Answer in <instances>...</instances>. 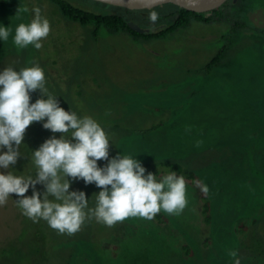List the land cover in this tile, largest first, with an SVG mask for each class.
I'll return each instance as SVG.
<instances>
[{
	"label": "rangeland",
	"instance_id": "rangeland-1",
	"mask_svg": "<svg viewBox=\"0 0 264 264\" xmlns=\"http://www.w3.org/2000/svg\"><path fill=\"white\" fill-rule=\"evenodd\" d=\"M1 1L6 7H0V27H9L10 35L0 39V71L38 63L59 105L92 117L105 130L109 159L118 153L133 156L145 175L150 162L180 164L202 179L210 199L208 223L200 188L188 182L186 208L180 215L161 211L163 222L129 217L109 227L92 218L67 235L41 219L48 240L40 264H233L230 250L238 252L241 264H264V0H248L236 14L247 26L229 30L233 39L225 58L209 71L203 65L225 42L226 24L193 20L149 39L103 28L94 38L93 26L63 16L50 0ZM70 1L94 12H118L91 0ZM35 7L48 19L50 33L41 49H18L15 28L31 21ZM35 127L42 135L52 133L43 121ZM106 164L98 161L100 167ZM79 180L69 191H83L88 208H94L101 189ZM35 187L43 198L44 186ZM24 224L29 232L31 221L11 194L0 206V252L7 244L25 249ZM184 243L193 256L182 251Z\"/></svg>",
	"mask_w": 264,
	"mask_h": 264
},
{
	"label": "clouds",
	"instance_id": "clouds-1",
	"mask_svg": "<svg viewBox=\"0 0 264 264\" xmlns=\"http://www.w3.org/2000/svg\"><path fill=\"white\" fill-rule=\"evenodd\" d=\"M32 11L31 21L15 28L13 43L18 49L33 45L39 50L50 33V23L41 15V9L35 7ZM158 18L156 11L148 15L153 25ZM9 35V27H0V39L7 41ZM29 63L31 66L19 71L11 66L0 71V169L8 170L0 171V206L15 194L23 215L33 222L43 219L52 229L67 235L78 232L85 219L95 218L112 227L129 217L152 220L161 211L170 215L183 212L188 204L183 175L168 170L158 179L151 172L145 175V167L133 156L118 153L109 159L110 140L101 125L90 116L80 117L61 107L57 96L45 87L44 70L38 63ZM36 90L42 95L32 103L30 93ZM41 121L45 129L62 135L46 139L32 152L34 177L13 174L9 169L21 156L26 129ZM100 160L107 164L98 166ZM69 177L82 179L85 184L95 183L101 189L94 208H88L83 191H69ZM38 183L45 188L43 198L35 190ZM193 183L207 194L208 188L201 181L193 179ZM29 187L33 188L30 196L26 194ZM228 255L233 264H241L236 250Z\"/></svg>",
	"mask_w": 264,
	"mask_h": 264
},
{
	"label": "trees",
	"instance_id": "trees-1",
	"mask_svg": "<svg viewBox=\"0 0 264 264\" xmlns=\"http://www.w3.org/2000/svg\"><path fill=\"white\" fill-rule=\"evenodd\" d=\"M54 3L61 14L68 19L78 22L82 25H91L93 29L91 30V35L94 38H97L99 35L100 29L103 27L108 30V32H126L132 38H145L149 39L153 38H162L166 33H169L179 27H184L188 25L193 20L198 22H222L221 24L227 25L230 27L227 31V34H223L222 38L225 40L221 47L215 52V54L203 65V68L206 71L211 70L214 67L219 66L222 64L225 54L227 53L228 47L232 43L233 37L228 35L229 30L234 33L238 27L247 26L245 22L240 21L236 16V14H240L242 10H244L248 6V0H227L222 5L217 8H214L209 11L205 12H194L192 10H187L185 8L179 7L172 3H164L153 8H145L139 10H131L124 7L113 6L109 4H105L99 1L91 0L96 4L110 6L116 8L118 10L117 13H101V12H94L80 6L75 5L70 0H50ZM6 4L0 0V7H4ZM6 7V6H5ZM4 7V8H5ZM159 10L162 14L159 15L157 21L165 22L158 30L153 31L150 29L147 32L139 33L135 30H132L128 25L127 22L129 20H133L138 25H147L149 22L148 15L151 11ZM235 14L233 15V13ZM231 21H230V20ZM159 24V23H157ZM153 25V24H152ZM55 61V60H53ZM31 100L30 102L34 103L36 99L40 98V93L33 96V92L30 93ZM42 122V121H41ZM37 124V122H35ZM36 124H31L25 132L23 143L20 146V153L21 156L17 159V162L13 165L11 172L15 175H23L25 177L31 175L34 177L35 175V166L32 162L31 156L32 152L39 148L41 142L39 141L40 138H44V140L54 136L53 133H46L42 135L37 131ZM169 168V170L177 171L180 175H183L187 182L190 184L193 183V179L199 180L203 183L202 179L196 175L194 172L190 171L189 169H184L180 164H168V163H157V162H150L147 164V173L151 172L153 174L162 173L165 169ZM172 167V168H171ZM160 168V170H159ZM159 171V172H158ZM70 183L75 182L72 180L71 177L68 178ZM77 181H80L79 179ZM204 184V183H203ZM32 189V187H29ZM40 192V188H36ZM28 195V194H27ZM16 196V195H15ZM200 198L202 201V208L201 214L203 216V220L208 223L210 222V199L207 194H204L200 190ZM16 199L18 197L16 196ZM30 219V218H29ZM155 219L159 222L165 221V217L163 216L162 212L158 213L155 216ZM31 224L29 225L28 229L27 226H24V229L20 236H27V240H22V245L24 244L25 249H19L17 246H5L1 250L2 261L0 264H20L22 261L26 260L31 264H40L43 259L46 258V244H47V237L44 230L43 225L41 224V219L38 222H33L30 219ZM28 232V233H27ZM27 233V234H26ZM12 243V242H11ZM114 246V245H113ZM182 251L188 255L189 257L193 256V251L191 247L184 243L181 245ZM21 250V251H20ZM40 261V262H39Z\"/></svg>",
	"mask_w": 264,
	"mask_h": 264
},
{
	"label": "water",
	"instance_id": "water-1",
	"mask_svg": "<svg viewBox=\"0 0 264 264\" xmlns=\"http://www.w3.org/2000/svg\"><path fill=\"white\" fill-rule=\"evenodd\" d=\"M105 4L124 7L131 10L139 9H149L155 6L172 3L179 7L185 8L187 10H192L194 12H205L212 10L214 8L222 5L226 0H95ZM127 25L139 33L147 32L149 29L140 27L133 20H129Z\"/></svg>",
	"mask_w": 264,
	"mask_h": 264
},
{
	"label": "flooded vegetation",
	"instance_id": "flooded-vegetation-1",
	"mask_svg": "<svg viewBox=\"0 0 264 264\" xmlns=\"http://www.w3.org/2000/svg\"><path fill=\"white\" fill-rule=\"evenodd\" d=\"M226 1H227V0H226ZM226 1H225V2H226ZM232 1L235 2L236 0H232ZM217 23H218V21H217ZM221 23H222V22H220L219 24H221ZM139 26L142 27V28H146V29H149V30L152 29L153 31H155V29L158 30V28L161 27V24H156V25L154 24V25H152V23L149 21V22H147V25H144V26L139 25ZM103 28H104V27H103ZM103 28H102V29H103ZM104 29H106V28H104ZM149 30H148V31H149ZM106 32H108L107 29H106ZM140 39H141V38H140ZM179 85H180V84H179ZM179 85H176L175 87H178ZM183 85H185V84H183ZM248 264H251V263H248Z\"/></svg>",
	"mask_w": 264,
	"mask_h": 264
}]
</instances>
